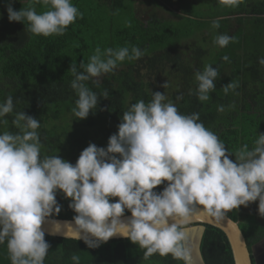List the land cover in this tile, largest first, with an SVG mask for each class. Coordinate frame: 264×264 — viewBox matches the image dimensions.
Masks as SVG:
<instances>
[{
    "label": "clouds",
    "instance_id": "1",
    "mask_svg": "<svg viewBox=\"0 0 264 264\" xmlns=\"http://www.w3.org/2000/svg\"><path fill=\"white\" fill-rule=\"evenodd\" d=\"M220 2L239 4V0ZM14 3H5L9 22L26 24L38 36L63 35L83 18L73 0H42L48 8L39 13L34 6L16 10ZM212 27L220 28L219 18ZM234 39L218 34L214 43L223 48ZM143 55L138 46L97 47L87 63L71 64L70 87L78 97L71 111L76 120L86 119L100 99L109 96L107 90L98 95L89 81L98 84L119 63ZM258 62L264 65V57ZM218 76L211 65L196 72L199 101L209 100ZM237 87L229 82L223 91L228 94ZM217 110L223 112L224 106ZM13 111V97L8 96L0 103V118ZM12 124L17 132L0 133V244L6 243L10 264H44L50 249L45 224L55 227L54 234L82 240L90 249L120 236L143 249L145 259L171 255L192 264L188 225L194 216L221 223L232 210L258 201V213L264 217V133L257 134L252 147L244 144L233 152L205 127L198 112L182 114L160 91L152 92L148 102L131 104L107 147L90 143L75 164L58 155H42L38 119L21 111ZM162 184L161 191L154 190ZM58 192L75 213L71 223H63L67 232L54 219L62 209ZM126 210L130 216H125ZM71 259L80 264L79 256Z\"/></svg>",
    "mask_w": 264,
    "mask_h": 264
},
{
    "label": "trees",
    "instance_id": "2",
    "mask_svg": "<svg viewBox=\"0 0 264 264\" xmlns=\"http://www.w3.org/2000/svg\"><path fill=\"white\" fill-rule=\"evenodd\" d=\"M5 3L0 0V103L12 96L14 111L0 118L7 121L0 123V133L17 132L12 121L15 113L24 111L40 121L42 155H58L75 164L90 143L106 148L122 114L138 100L150 101L155 91L165 93L182 114L198 112L205 127L233 152L244 144L252 147L257 134L264 133V65L258 62L264 57V0H239L236 6L220 0H152L150 18H144L132 0L127 4L124 0H73L83 18L63 35L49 37L32 34L26 24L9 22ZM29 6L38 13L48 8L42 0L14 3L16 10ZM218 18L220 28L215 29L212 21ZM218 34L235 39L221 48L214 43ZM124 46H138L144 55L119 63L98 84L89 81L94 92L107 90L109 96L100 99L86 119L76 120L71 110L78 97L70 87L74 78L70 65L87 63L97 47ZM225 56L227 61L222 59ZM206 65L216 68L219 76L209 100L201 102L195 94V74ZM163 74L167 78L161 80ZM229 82L238 87L225 94L223 86ZM219 105L224 106L223 112L217 110ZM57 201L62 209L54 218L72 219L75 213L62 192L57 193ZM253 204L258 201L227 215L238 222L250 252L264 238L258 210H247ZM127 214L131 213L126 210ZM204 226L200 251L205 264H234L224 232ZM45 239L50 249L44 264H73V255L80 257V264H183L171 255L145 259L144 250L127 238L111 239L95 249L73 238L45 235ZM251 260L255 264L254 256ZM0 264H10L6 243L0 244Z\"/></svg>",
    "mask_w": 264,
    "mask_h": 264
},
{
    "label": "water",
    "instance_id": "3",
    "mask_svg": "<svg viewBox=\"0 0 264 264\" xmlns=\"http://www.w3.org/2000/svg\"><path fill=\"white\" fill-rule=\"evenodd\" d=\"M131 214H127L125 216H130ZM61 222V231L67 232V226L63 225L64 222H72V219H62V218H54ZM205 224L212 225L214 227L219 228L225 234L228 239L234 264H252L251 255L254 256L255 264H258V256L256 248L264 245V238L252 245L251 252L248 249L245 237L238 225V222L234 221L229 216L221 223H216L215 221L209 220L206 217L197 218L196 216L193 217L191 223L188 225V237L193 245V262L192 264H205L201 251H200V243L203 236V232L205 230ZM45 231L46 235L57 236V237H64V238H73V237H65L62 234H54L52 231H55V227L50 224H45L42 226ZM123 238L120 236H114L111 239H119ZM75 239V238H73Z\"/></svg>",
    "mask_w": 264,
    "mask_h": 264
},
{
    "label": "rangeland",
    "instance_id": "4",
    "mask_svg": "<svg viewBox=\"0 0 264 264\" xmlns=\"http://www.w3.org/2000/svg\"><path fill=\"white\" fill-rule=\"evenodd\" d=\"M22 2H27L28 4H31L33 2V0H21ZM131 0H124V4H127L128 2H130ZM132 2H134V7L136 8V10L144 17H151L152 16V11L149 9V5L152 2V0H132ZM171 9H175L174 6L169 5ZM159 11H162V9H159ZM178 11V10H176ZM121 14V13H120ZM124 15V13H122ZM165 15H167V13H165ZM163 77L161 80H164L167 78V76L165 74L160 75V78ZM158 83V86H160ZM248 212H252V211H257L258 210V205L257 204H253L250 205L248 207ZM259 215V213H258ZM259 220L264 222V217L259 215ZM257 250V256H258V264H264V245H261L259 247L256 248Z\"/></svg>",
    "mask_w": 264,
    "mask_h": 264
},
{
    "label": "flooded vegetation",
    "instance_id": "5",
    "mask_svg": "<svg viewBox=\"0 0 264 264\" xmlns=\"http://www.w3.org/2000/svg\"><path fill=\"white\" fill-rule=\"evenodd\" d=\"M252 256V255H251Z\"/></svg>",
    "mask_w": 264,
    "mask_h": 264
}]
</instances>
